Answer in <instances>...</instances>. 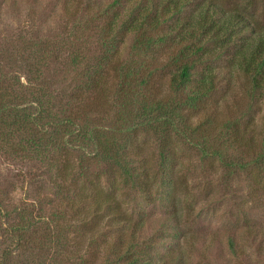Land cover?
Masks as SVG:
<instances>
[{"label":"trees","instance_id":"trees-1","mask_svg":"<svg viewBox=\"0 0 264 264\" xmlns=\"http://www.w3.org/2000/svg\"><path fill=\"white\" fill-rule=\"evenodd\" d=\"M67 2L75 4L73 9H62L66 13L73 10L71 16L76 20L81 3ZM85 8L87 16L75 21L69 34V72L59 75L57 85H68L75 94L82 85L96 91L93 102L84 107L89 110L98 105L99 117L110 120L111 127H89L81 116L63 119L44 106L48 89L37 90V97L25 100L27 105L18 109L7 101L12 85L2 78L0 151L9 141L11 147L21 151L34 148L51 159L48 169L63 197L59 207L60 216L66 217L65 228L87 231L85 253L95 247L102 253L93 258L96 264H195L191 257L194 237L185 240L186 248L167 243L173 237L187 236L193 211L182 174L184 164L176 161L171 138L173 134L189 138L206 156L205 142L226 131L229 149L239 151L245 163L224 166L250 172L264 163V116L257 131V148L253 138L245 137L251 131L247 122L254 125L253 119L242 123L243 118H237L232 124L220 118L210 102L225 85L245 93L248 88L254 90L256 95L247 94L249 108L256 97H264V25L215 0H112L93 7L86 4ZM93 8L101 9L102 17ZM129 39L131 49L145 55L150 65L137 68L123 61L121 48ZM93 42L98 45L92 55L95 63L81 51ZM15 84L22 83L16 79ZM31 85L28 80V89ZM74 98L78 102L81 96ZM34 103L36 111L32 113ZM151 136L156 138L159 152L154 166L147 155ZM14 138L19 139L15 142ZM109 166L114 172L111 181L103 185L101 170ZM122 189V195L132 202L139 198L153 206L159 201L168 216L163 226L169 227H162L150 242L145 240V221H134L123 211ZM54 237L62 241L63 252H70L65 232L47 235L51 242ZM227 247L232 257L242 256L231 237ZM80 258H76L77 264L88 262Z\"/></svg>","mask_w":264,"mask_h":264},{"label":"rangeland","instance_id":"rangeland-1","mask_svg":"<svg viewBox=\"0 0 264 264\" xmlns=\"http://www.w3.org/2000/svg\"><path fill=\"white\" fill-rule=\"evenodd\" d=\"M69 1L81 3L82 9L78 10L76 20L72 19L73 10L66 13L62 9H73L75 4L67 0H0V79L5 78L11 83L12 89L9 90L7 101L18 105V109L27 105L23 103L25 100L37 97V90L48 89V92L43 91L46 93L43 96L45 107H50L63 119L81 116L87 126L97 125L99 129L107 130L111 123L99 117V106H90L89 110L84 107L93 102L96 91H89L86 85H82L79 86L81 90L75 94L68 85L58 86L57 82L59 75L69 72L68 42L74 26L72 24L87 16L86 4L93 7L101 1L105 4L112 0ZM215 1L227 9H240L252 22L264 25V0ZM96 10L95 13L102 17L101 9L99 12ZM95 23L98 28L101 27L99 22ZM37 43L43 46L37 47ZM84 47L81 51L90 57L98 49L95 42ZM121 50L125 63L137 68L151 64L145 55L131 49V39L126 41ZM90 60L95 63L97 59L92 57ZM144 73L146 70H141V74ZM16 79L22 83L21 86L15 84ZM28 80L32 81L29 89ZM232 87L225 85L220 88L210 101L211 106L219 111L220 118L232 124L237 118H243L242 123L253 119L254 125L247 122L251 125V131L245 137L253 138L258 148L257 131L261 130L262 124L258 127L264 116V97H256L257 100H253L249 108L246 104L249 98L247 94L251 97L256 95L254 90L247 87L245 93ZM30 89L32 92L28 91ZM76 95L84 100L76 102ZM36 105H32V113L36 111ZM227 106L230 113L227 112ZM210 137L205 142L208 147L205 148L208 153L206 156L189 138L180 134H173L171 138L175 159L184 164L182 174L188 183V199L193 211L191 225L189 229L185 228L187 236H175L167 243L186 248L185 240L188 242V238L194 237L195 249L191 257L195 264H264V163L251 168L250 172L226 167L224 163L241 162L239 151L229 149L226 131ZM18 139L14 138L13 141ZM147 141V155L154 166L159 159L158 145L152 136ZM78 158L81 159V156ZM50 160L39 154L37 149L26 147L25 151H21L11 147L9 141L5 150L0 151V264H77V257L85 258L88 261L86 264H96L93 258L102 256L98 247L85 253V229L65 228L66 217L60 216L59 207L63 197L52 182L53 175L48 169ZM101 172L103 185L108 184L114 169L103 167ZM119 194L126 216L134 221H145V240L150 242L162 227H169L163 226L168 216L166 207L159 201L148 206L137 198L134 204L128 195H122L123 189ZM64 232L68 236V253L62 251V241L55 240V237L53 242L47 239L48 234L58 236ZM21 235L22 240L17 241ZM229 237L242 254L238 259L232 257L228 250ZM165 249L163 247L162 251ZM74 250L81 253H75Z\"/></svg>","mask_w":264,"mask_h":264}]
</instances>
